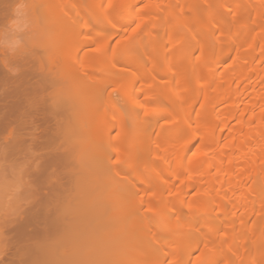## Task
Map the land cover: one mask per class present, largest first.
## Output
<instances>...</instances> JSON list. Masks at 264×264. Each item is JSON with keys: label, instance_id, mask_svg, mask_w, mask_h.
I'll return each instance as SVG.
<instances>
[{"label": "bare ground", "instance_id": "bare-ground-1", "mask_svg": "<svg viewBox=\"0 0 264 264\" xmlns=\"http://www.w3.org/2000/svg\"><path fill=\"white\" fill-rule=\"evenodd\" d=\"M17 1L0 0V35ZM23 1L60 40H41L43 28L27 41L25 33L17 48L0 45V152L3 160L28 154L35 193L13 215V251L4 250L2 264H149L167 223L184 242L197 227L206 234L217 226L206 244L170 251V264H186L200 246L194 264H264V0H106V10L101 0ZM45 10L57 16L48 21ZM33 12L28 28L36 32ZM164 19L168 38L159 29ZM103 20L128 27L109 55L104 48L118 32L101 30ZM126 82L138 85L135 94ZM97 84L104 89L87 96ZM110 85L126 86L122 108L100 94ZM103 95L114 102L109 112ZM144 110L154 123L147 129ZM101 138L110 163L107 170L99 162L96 174ZM120 164L133 170L116 174ZM220 237L225 251L214 250Z\"/></svg>", "mask_w": 264, "mask_h": 264}, {"label": "rangeland", "instance_id": "rangeland-1", "mask_svg": "<svg viewBox=\"0 0 264 264\" xmlns=\"http://www.w3.org/2000/svg\"><path fill=\"white\" fill-rule=\"evenodd\" d=\"M25 1H27V0H25ZM29 1V0H28ZM35 2H36V0H34ZM93 1V0H92ZM100 1V0H99ZM109 1V0H108ZM18 3L15 5L14 4V7H15V12L13 13V15H11L10 14V19L8 20V19H6V24H5V26L3 25L2 26V28H4V29H1V35H0V45H2V46H4V47H8V48H17V47H19V46H21L20 44L23 42V38H24V36H25V33H26V39H24V40H28V38L31 36V35H35V34H39V35H41L42 34V30H43V28H47V30H48V32L47 31H45L46 33H48V34H52V33H54L52 36L53 37H50L51 35H48V34H46V33H43L44 34V37H42L43 39H41V40H44V41H47L48 43H50V41H52V43H53V41L55 42V43H57L59 40H60V34H58V32H53V31H51V33H50V30H51V28H49V26L47 27V24H45L44 25V27L43 26H41L40 24H42L43 23V18L40 16V15H38V16H36V14H38L37 12H38V9H36L37 10V12H35L36 14H34V12H33V9L32 10H30V12L26 9V8H29V7H26V6H24L23 4L24 3H26V2H22V0H21V2H20V0L19 1H17ZM91 2V1H90ZM23 3V4H22ZM101 3H102V7H103V9L104 10H106V8L108 7V5H109V2H106V0H101ZM26 4H28V5H30V2L29 3H26ZM36 4V3H35ZM91 4V3H90ZM93 4V3H92ZM37 6H39V5H37ZM31 8V7H30ZM31 11L33 12V14L36 16V23H37V27H38V30H36V32L35 31H33V29L31 28V30L28 28V27H30L31 26V24H33L32 22V17H31V15L29 14V13H31ZM46 11V10H45ZM43 11L45 14V16H48V21L49 20H51L50 18H52V16H53V14H48L47 12L48 11ZM52 11V10H51ZM51 11H50V13H51ZM13 12V11H12ZM28 12V13H27ZM40 12H41V10H40ZM42 12V13H43ZM52 13H54V12H52ZM233 12H231V14H232ZM41 14V13H40ZM229 14V13H228ZM55 16H53V18L54 17H56L57 15H56V13L54 14ZM228 16H230V15H228ZM232 16H234V13H233V15ZM12 17V18H11ZM8 18V17H7ZM229 18V17H228ZM233 18V17H232ZM45 20V19H44ZM126 20V19H125ZM166 20H168V19H166ZM166 20L164 19V23L162 24V26L163 25H165V26H161V28L159 27V29H160V31H161V34H168V33H170L169 31L170 30H168V24L169 23H166ZM228 20V19H227ZM233 19H229L228 21H232ZM41 22L40 24L38 23V22ZM47 21V22H48ZM129 20H127L126 21V23L128 22ZM131 21H133L132 19H130V24L132 23V25H130V24H128V26L130 25L131 27H130V29L131 28H133L132 26L134 25V22H131ZM45 22V21H44ZM229 22V23H230ZM8 23V24H7ZM104 23V25H102V29L101 30H105V31H110V32H115V33H117L118 34V36L116 37V38H113L112 39V41H111V44L109 45V48L107 49V48H104L105 50V52H106V54L107 55H109V54H112V52H111V50H113L114 48H113V46L115 47V45H117L118 44V39L120 40V38H122V37H120V35L119 34H121V35H123L122 33V29H124L123 28V26H122V24H121V27H120V25H118V26H116V27H118V28H116V27H114L115 28V30H114V28H111L112 29V31H111V29L108 27V25H106V21L105 20H103V22H102V24ZM107 23H108V21H107ZM129 23V22H128ZM39 24V25H38ZM36 25V24H35ZM124 25H126V24H124ZM41 26V27H40ZM105 28H104V27ZM135 27V26H134ZM34 29L36 28V27H33ZM109 30H108V29ZM128 28V27H127ZM127 28H125L124 30H126ZM37 29V28H36ZM39 29H40V31H39ZM130 29H128V34L132 31V29H131V31L129 32V30ZM53 30V29H52ZM103 30V31H104ZM26 31V32H25ZM38 31V32H37ZM44 31V30H43ZM117 31V32H116ZM162 31H164V32H162ZM35 32V33H34ZM159 32V31H158ZM23 33H24V35H23ZM127 33H126V37L127 36H129V35H127ZM45 34H46V36H45ZM159 34H160V32H159ZM37 35H35V36H37ZM48 35V36H47ZM170 35V34H169ZM158 36H160V35H158ZM158 36H156V37H158ZM125 37V36H124ZM162 38V41H164V39H166V37L168 38V35L164 38V36H161ZM48 38H50L51 40H49ZM53 38H55L54 40H53ZM57 38V39H56ZM151 38V37H150ZM164 38V39H163ZM46 39V40H45ZM59 39V40H58ZM155 39V38H154ZM153 39V40H154ZM153 40H149L150 41V43L151 44H153V45H151V46H154L155 45V43L156 42H158V41H156V39L153 41ZM152 41H153V43H152ZM156 41V42H155ZM161 41V40H160ZM159 41V42H160ZM155 42V43H154ZM26 43V42H25ZM51 43V44H52ZM110 43V42H109ZM24 44V43H23ZM95 45L97 44V43H94ZM93 44V45H94ZM157 44V43H156ZM93 45L90 47V48H93ZM158 45V44H157ZM150 46V48H152ZM156 46V45H155ZM154 46V47H155ZM89 47V46H88ZM149 47V46H148ZM147 47V48H148ZM87 48V47H86ZM90 48H88V49H90ZM94 48H98V45L96 46V47H94ZM146 48V55L148 54H150L149 52V50ZM155 48H157V47H155ZM83 50H85V48L84 49H82L81 51H82V54H83ZM80 51V52H81ZM103 51V52H104ZM73 52V51H72ZM85 52V51H84ZM97 52V53H96ZM98 52H99V54H100V52L101 51H99V49H98V51H95V53L96 54H98ZM111 52V53H110ZM102 53V52H101ZM155 53V52H154ZM158 53V52H157ZM81 53H80V56L82 55ZM85 54V53H84ZM152 55H156V54H152ZM79 56V57H80ZM83 56V55H82ZM82 56L80 57V58H82ZM148 58H150V57H148ZM147 57H146V59H145V62H146V64H147V66H148V68H151V66H152V64L150 65V61L149 60H147L148 59ZM147 60V61H146ZM87 83L88 82H86V83H83L84 85L86 84L87 85ZM92 82H89L88 84H91ZM127 83V82H126ZM73 84V83H72ZM71 84V86L72 87H67V90L65 89V91H67L68 92V94H72L71 92H69V90L71 89V88H73V85H75L76 86V84L74 83L73 85ZM82 84V85H83ZM94 85H96L95 83H93ZM78 85V84H77ZM82 85H80L79 84V86H82ZM84 85H83V87H84ZM124 85V84H123ZM127 85V89L129 90V92L132 90V91H134L135 90V92H132L133 94H135L136 93V91H137V87H138V85H136L135 86V88L134 89H131L130 90V85L128 86V83L126 84ZM78 86V87H79ZM87 86H89V85H87ZM111 86H113V88L111 87ZM122 85H120V87H121ZM132 86V85H131ZM77 86H76V88H78ZM90 87H92V89L95 87V86H90ZM109 87V86H108ZM111 87V88H110ZM110 87L109 88H106L105 89V91L104 92H100V94L101 93H104L105 94V96H109V94H111L112 95V97L114 98V100L116 101L115 102V104H119L118 106H120V108H122L121 106L122 105H125V104H122L123 103V92H124V90L126 89V86L123 88V86L121 87V89H118V87H116V86H114V85H110ZM116 87V89L118 90H116L115 89V91H114V88ZM70 88V89H69ZM75 88V87H74ZM75 88V89H76ZM86 88H88L89 89V87H86ZM97 88H102V86L101 87H99L98 86V84H97V86H96V88H94L93 90L92 89H90L89 90V92L87 93V96H88V94H92V92L96 89V92H97ZM69 89V90H68ZM81 89V88H80ZM83 89V88H82ZM99 89V90H100ZM102 89H104V88H102ZM73 90V89H72ZM98 90V91H99ZM110 90H112V92L113 93H111V91ZM75 91V90H74ZM77 91V90H76ZM81 91V90H80ZM102 91V90H101ZM117 91V92H116ZM127 91V90H126ZM64 92V91H63ZM84 92H85V90H84ZM115 92V93H114ZM94 93H95V91H94ZM99 92H97L96 94H98ZM109 93V94H108ZM81 94V93H80ZM99 94V95H100ZM123 94V95H122ZM63 95V94H62ZM65 95H66V93H65ZM84 95H85V93H84ZM111 95H110V98H108L109 100H111ZM121 95H122V97H121ZM64 96V95H63ZM70 96V95H69ZM83 96V95H82ZM67 97V96H66ZM102 98H104L105 99V97H104V95H103V97H101L100 99H102ZM112 98V99H113ZM82 99V98H81ZM84 99V98H83ZM85 99H86V101H85ZM85 99L84 100H80L81 102H87V101H89V99L88 98H86L85 97ZM103 100V99H102ZM101 100V101H102ZM106 100H107V98H106ZM106 100H103V101H105V103H106ZM109 100H107V101H109ZM79 101V102H80ZM113 100H111V102L110 103H108L107 104V110H108V112L109 111H111L110 110V108H111V103L113 104L114 102H112ZM80 102V103H81ZM80 103H78L79 105H81ZM104 103V102H103ZM84 103H82V105H83ZM117 106V105H116ZM118 108V107H117ZM127 114H129L128 112H126V117L128 116ZM142 116L146 119V121L144 122L145 124H144V126H143V129H147L148 127L147 126H149L150 124H152L153 122H152V117H151V115L149 116V115H147L146 114V112H145V110H144V112L142 113ZM153 116V115H152ZM128 117H130V116H128ZM131 119V118H130ZM129 119V120H130ZM144 119V120H145ZM132 120V119H131ZM133 123V122H132ZM179 123V122H178ZM154 124V123H153ZM152 124V125H153ZM131 125V124H130ZM151 125V126H152ZM176 125H178V124H176ZM132 126H133V124H132ZM181 125H178L176 128L178 129V130H182L181 128H179ZM155 128V127H154ZM154 131H156V128L154 129ZM157 132V131H156ZM156 132H154L155 134H156ZM114 132L112 133V135H110V141H111V143H112V141H113V136H114ZM188 138H185L184 139V143L183 144H186L187 142H188ZM106 140H104V138H101L100 140H98V143H96L97 145L95 146L96 148L98 147V149H97V151H95V147H94V151H93V159H92V161H94V159L97 161V163L95 164V165H99L101 162H103V163H101L104 167V169L105 168H107V170H108V163H110V162H108V163H106L107 161H109V160H107V155L105 154L106 152H107V144H109L107 141L105 142ZM107 143V144H106ZM110 143V144H111ZM111 146V145H110ZM111 149V148H110ZM97 152H99V153H97ZM109 153V152H108ZM101 154H102V156H101ZM110 154V153H109ZM3 155L1 154V152H0V160L2 161V162H5V161H7V162H5V163H7V164H5V163H3V165H2V163H1V161H0V163H1V165H0V177L2 178V180H0V223H3V224H8L7 226H8V228H7V230L6 229H3V228H0V259H2L3 261L2 262H0V264H2V263H7L8 262V260L7 261H5V259H7V258H5L4 257V250H5V252H6V249H8V251H10V249H12L11 247H9V246H7V244H9V240H7V238L8 237H10V238H13L14 237V232L12 231V230H10V227L12 226V225H10V222H11V220L13 219V215H14V217L17 215V214H15V213H18L19 211L18 210H21V208H27L28 206H29V203L32 201V198L34 197V195L33 194H35V193H33V187L31 186V181H30V179H31V176H30V174L32 173V171L31 170H33V162H32V164H31V161H30V159L28 158V154H23L20 158L18 157H11V159L9 160V158H8V160H5V158H4V160H3V157H2ZM24 156H27V157H24ZM104 158V159H103ZM16 159V160H15ZM82 159V158H81ZM84 160V159H83ZM99 160V161H98ZM103 160V161H102ZM82 161V160H81ZM95 161V162H96ZM11 162V163H10ZM29 162V163H28ZM100 162V163H99ZM8 163H10V164H8ZM28 164H30V165H28ZM93 164H94V162H93ZM108 166H107V165ZM6 165V166H5ZM98 165H97V169H96V166H95V170L97 171V173L96 174H99L98 172H99V170H101V169H99V167H101L102 168V165L101 166H99L98 167ZM112 165V164H111ZM110 165V168H114V167H112ZM122 164H120L119 166V169H116L115 168V170L116 171H113L112 169H110V170H112L113 172H116V174H117V170H119V174H121V176L123 175H125L124 173H126V172H131L132 170H133V167H131V166H128V165H124L123 164V166H121ZM4 166H5V168H4ZM139 167V166H138ZM4 168V173L2 172L3 169ZM118 168V167H117ZM134 168H137V166L135 165V167ZM99 169V170H98ZM104 169H102V171H105ZM31 171V172H30ZM113 172H111V173H113ZM3 174H4V176H3ZM100 174H102V173H100ZM103 175V174H102ZM115 175V174H114ZM113 175V176H114ZM128 175V174H127ZM98 176V175H97ZM94 177L95 179L96 178H98V177H100V176H98V177ZM117 175H115V177H116ZM119 177H120V175H118ZM173 176V175H172ZM102 177V176H101ZM100 177V178H101ZM115 177L113 178V179H115ZM126 177V176H125ZM124 177V178H125ZM30 178V179H29ZM100 178L98 179V181H97V183L99 182V180H100ZM103 178V177H102ZM101 178V179H102ZM122 178V177H121ZM94 179V181H96ZM119 179V183H120V181H125V180H120V178H118ZM117 178H116V180H118ZM30 181V182H29ZM111 181V180H110ZM103 183L104 184V182H103V180L102 181H100L98 184L101 186H99V185H97L96 184V182L94 183V184H96V188H103L104 189V187H102L103 185L102 184H100V183ZM112 182V181H111ZM105 183H108V181L106 182V180H105ZM110 184V185H109ZM106 185L107 186H109V188L111 189L112 187H111V185H112V183H108V184H105V187H106ZM92 187V186H91ZM91 187H89L90 189H91ZM93 187H94V185H93ZM119 187H120V185H119ZM119 187H118V189H119ZM136 187H138V186H136ZM30 188H32V189H30ZM108 187H106V190L107 189H109ZM121 188V187H120ZM30 189V190H29ZM109 189V190H110ZM113 189V188H112ZM40 190H43V189H40ZM87 190H89V189H87ZM106 190H104V191H106ZM122 190H123V188H122ZM121 190V191H122ZM134 190H135V192H136V190H137V192H138V189H132V191L134 192ZM32 191V193H30ZM90 192L92 191V190H89ZM94 191V190H93ZM93 191H92V194H94L93 193ZM96 191H98V190H95V192ZM100 191V190H99ZM103 191V190H102ZM101 191V192H102ZM117 191V190H116ZM119 191V190H118ZM121 191H119L120 192V195H119V192L117 193L118 195H119V197L121 196V198H125L124 196H125V194H124V192H123V195H122V193H121ZM124 191V190H123ZM42 192V191H41ZM129 192V191H128ZM128 192L126 193V195L128 194ZM88 193V192H87ZM97 193V192H96ZM115 193V194H116ZM131 193V192H130ZM129 193V194H130ZM90 194V193H89ZM137 194V193H136ZM135 193H134V196L136 195ZM194 194V193H193ZM94 195H96V194H94ZM117 195V196H118ZM131 195V194H130ZM132 195H133V193H132ZM132 195H131V197H132ZM89 196V195H88ZM116 196V195H115ZM119 197H117L118 199H119ZM131 197L129 198V197H126V198H129L130 200H131ZM87 199H89L90 200V198H87ZM88 200V201H89ZM123 200V199H122ZM91 201H89V202H87V203H90ZM91 204V203H90ZM89 205V204H88ZM85 206H86V204H85ZM84 206V207H85ZM83 206H81L80 207V209L81 210H86L84 207L82 208ZM19 208V209H18ZM86 208H88V207H86ZM79 209V210H80ZM88 211V210H87ZM133 211H135V209L133 208ZM217 216V214L216 215H214V217H216ZM12 217V218H11ZM14 220V219H13ZM13 222V221H12ZM11 222V223H12ZM133 227L131 228V229H135L137 226H138V223L137 222H134V224L132 225ZM135 227V228H134ZM198 228V230L195 232V234H194V237L190 240V242L189 241H186V242H184L185 240L183 239V237H182V234L178 231V230H176L174 227H172V224H169V223H167V224H165L164 225V229H163V233H164V236H165V234L167 233V235L169 234V235H173V234H175V236H176V234L178 235L177 237H175L174 236V238H170L171 236H163V233L161 234L162 236L161 237H163V239H165V240H163V242H161V240H159V241H157V242H159V243H155L154 242V244H152V246H150L151 245V243H150V251H154V253H156V254H154L153 253V255L152 256H150L149 257V260H148V263L149 264H170V262H171V257H172V255L170 254L171 252L170 251H177V253H179V254H181V255H184L185 253L187 254V251H188V249L190 248V247H195V246H197V245H202V244H206L207 243V237H208V235H211L213 232H215L216 231V229H217V226H216V224L215 223H213V224H211L210 226H209V228L208 229H206L205 230V232H206V234L204 233H202L201 232V230H200V227H197ZM12 229V228H11ZM9 230V231H8ZM12 231V232H11ZM264 231V230H263ZM14 233V234H13ZM264 233V232H263ZM13 234V235H12ZM223 234V233H222ZM160 237V238H161ZM173 237V236H172ZM253 236H251V238H252ZM263 237H264V235H263ZM10 238H8V239H10ZM220 239H221V237L219 238V240H217V241H219L218 243H217V246H216V249L214 248V250H216V251H225L224 249H223V247L221 246V244H220ZM256 239V237H255V235H254V239L253 240H255ZM263 240H261L262 241V244L264 245V238H262ZM6 240H7V242H6ZM155 240V239H154ZM158 240V239H157ZM253 240H251V239H249V241H253ZM10 241H11V239H10ZM257 241V240H256ZM255 241V242H256ZM174 242H175V245L177 246V249L176 248H174V247H172L173 245H174ZM259 242V241H258ZM171 243H173L172 245H171ZM242 243V242H241ZM6 244V245H5ZM174 245V246H175ZM216 245V244H215ZM262 245V247H264ZM148 246V247H149ZM243 246V243L241 244V247ZM7 247H9V248H7ZM201 247V248H200ZM193 254H192V257H190V259H186L185 260V263L186 264H194L196 261L198 262V261H200V259L199 260H197V258H199L200 256L202 257V249H203V247L202 246H200ZM218 247V248H217ZM90 248V247H89ZM147 249V248H146ZM149 249H148V251H149ZM217 249H219V250H217ZM263 250H264V248H262ZM11 251H13V249L11 250ZM129 250H127V251H124L123 252V250H122V252H123V255H126L127 254V252H128ZM83 252V251H82ZM86 252V254H90V251H85ZM85 252H84V254L83 255H86L85 254ZM91 252H94V251H91ZM181 252V253H180ZM151 253V252H150ZM3 254V255H2ZM89 254H88V256H89ZM201 254V255H200ZM91 255V254H90ZM122 255V256H123ZM2 257H4V259L2 258ZM138 260V258H135V260H134V262H133V264L136 262Z\"/></svg>", "mask_w": 264, "mask_h": 264}, {"label": "clouds", "instance_id": "clouds-1", "mask_svg": "<svg viewBox=\"0 0 264 264\" xmlns=\"http://www.w3.org/2000/svg\"><path fill=\"white\" fill-rule=\"evenodd\" d=\"M0 228L7 229L8 226H7V224L0 223ZM2 261H3V260L0 259V262H2Z\"/></svg>", "mask_w": 264, "mask_h": 264}, {"label": "snow or ice", "instance_id": "snow-or-ice-1", "mask_svg": "<svg viewBox=\"0 0 264 264\" xmlns=\"http://www.w3.org/2000/svg\"><path fill=\"white\" fill-rule=\"evenodd\" d=\"M109 6L111 7V4ZM114 91H115V89H114ZM198 260H199V258H198Z\"/></svg>", "mask_w": 264, "mask_h": 264}]
</instances>
